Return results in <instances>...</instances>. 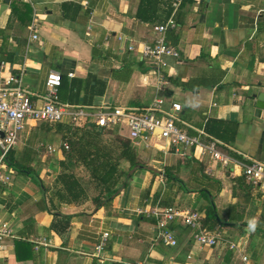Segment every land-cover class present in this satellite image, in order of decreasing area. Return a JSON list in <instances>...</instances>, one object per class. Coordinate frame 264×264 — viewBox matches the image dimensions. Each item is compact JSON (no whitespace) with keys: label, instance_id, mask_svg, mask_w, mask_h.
I'll return each mask as SVG.
<instances>
[{"label":"crops","instance_id":"obj_1","mask_svg":"<svg viewBox=\"0 0 264 264\" xmlns=\"http://www.w3.org/2000/svg\"><path fill=\"white\" fill-rule=\"evenodd\" d=\"M140 1L0 0L3 76H19L31 93L43 95L48 73L59 72L58 95L73 86L64 103L76 106L179 103L182 127L190 134L204 129L241 164L264 162V108L260 114L256 109L264 95V0H182L177 10L173 0H155L145 22L136 17ZM170 18L176 27L166 40L180 59L169 60L167 83L158 92L156 75L139 50L152 40L153 26ZM187 82L188 90L182 86ZM70 129L29 122L22 132L13 151L16 159L32 158L31 170L3 169L8 180L0 182V229L7 224L12 235L0 237V264H264V191L251 186L248 195H232L241 166L223 168L198 153L182 159L144 152L158 166L135 171L112 203L96 210L89 199H62L57 178ZM48 146L59 149L49 153ZM165 168H174L183 185L165 178ZM211 200L225 223L217 229L236 249L227 243L201 247L179 223L172 226L177 245L166 246L156 237L154 219L133 213L156 206L201 212ZM104 233L108 239L97 253ZM42 239L47 246L34 243Z\"/></svg>","mask_w":264,"mask_h":264},{"label":"built area","instance_id":"obj_2","mask_svg":"<svg viewBox=\"0 0 264 264\" xmlns=\"http://www.w3.org/2000/svg\"><path fill=\"white\" fill-rule=\"evenodd\" d=\"M181 1L173 0V10L178 9ZM34 27L35 25L32 26ZM175 27L173 18L154 25L152 40L140 45L139 53L142 61L149 64L156 75L158 92H163L167 83L165 71L169 66V60L180 59L179 51L169 45L166 40V33ZM36 38L37 35H32L33 40ZM129 50L134 51V46H129ZM4 69L5 64L0 61V182L8 180L3 173L7 155L17 147L28 123L36 122L67 124L71 129L95 127L105 131H115L129 140L138 152L155 151L182 159L194 153H198L199 157L208 155L212 161L223 168L230 163L241 166L242 176L246 182L264 191V162L248 159L247 163L241 164L233 160L224 150L226 148L224 144L204 129H194V132L190 134L182 127L186 124L181 119L182 106L179 103H166L162 99H156L146 108L115 106L105 102L98 105L76 106L59 99L58 91L62 81V75L59 72L50 71L46 77L45 93L35 95L23 86L19 76L12 74L3 76ZM69 76L72 75L69 74ZM61 146L65 151L69 149L67 142L62 143ZM58 149L53 146L46 147L49 153ZM133 213L154 219L156 237L166 246L177 245L172 226L179 223L190 230L192 239L201 247L214 248L219 244L227 243L229 249H236L234 244L227 242L219 229L209 231L204 228V213L199 211L174 206L163 208L156 206L137 208ZM10 235L12 232L7 224L2 225L0 237ZM107 239L108 233H104L95 247L97 253L104 249ZM34 243L39 246L48 245V242L43 239ZM243 260L245 261L246 258L244 257Z\"/></svg>","mask_w":264,"mask_h":264},{"label":"trees","instance_id":"obj_3","mask_svg":"<svg viewBox=\"0 0 264 264\" xmlns=\"http://www.w3.org/2000/svg\"><path fill=\"white\" fill-rule=\"evenodd\" d=\"M155 0H141L136 17L138 20L145 22L147 19L144 13L147 11H155ZM155 14V13H154ZM153 18H150L152 21ZM190 83H184L182 86L188 90ZM74 87L66 86V91L59 92L60 100L66 102L69 93ZM85 101V100H84ZM59 125V124H49ZM210 134H213L208 129ZM109 137H104V135ZM114 138H111L113 137ZM66 142L69 149L64 152L65 160L61 163L62 172L57 178V182L62 186L64 194L62 199L68 203H77L82 200L89 199L95 206V209L106 208L112 203L122 190H124L135 171L145 170L147 167L140 161L138 151L131 145L129 140L118 135L115 131H105L104 129H96L95 127H85L70 129L66 136ZM5 163L13 170L22 173H29L32 158L24 157L16 159L15 151H10L6 157ZM82 168L86 174L87 181L83 182L79 178L74 169ZM174 168H165L163 176L170 181L183 182L175 174ZM204 182H211L212 179L204 176ZM232 188L233 196L248 195L251 185L248 184L243 176L233 178ZM214 184L216 185L217 182ZM244 190V195L238 192ZM202 192L211 193L208 189H201ZM92 192V195H90ZM204 213L203 226L209 231H214L225 225L224 221L217 214V210L211 201L201 211ZM229 215V214H228ZM220 220H217V219ZM234 219H229L228 223H233ZM251 228H258L253 225Z\"/></svg>","mask_w":264,"mask_h":264},{"label":"rangeland","instance_id":"obj_4","mask_svg":"<svg viewBox=\"0 0 264 264\" xmlns=\"http://www.w3.org/2000/svg\"><path fill=\"white\" fill-rule=\"evenodd\" d=\"M104 137H109L110 138V136H108L107 134L106 135H104ZM111 138H114V136L113 137H111ZM149 155H152V153H150ZM149 155H147V154H145L144 152H140V153H138V157H139V159H140V161L144 164V165H150V166H153L154 165V167H156V166H158V164L157 163H154V162H151L149 159H148V156ZM157 159V158H156ZM74 172L76 173V175L79 177V178H82V180H83V182L84 183H86V179H87V177H86V174H85V172H84V170L82 169V168H76V169H74ZM90 195H92V192H90Z\"/></svg>","mask_w":264,"mask_h":264},{"label":"water","instance_id":"obj_5","mask_svg":"<svg viewBox=\"0 0 264 264\" xmlns=\"http://www.w3.org/2000/svg\"><path fill=\"white\" fill-rule=\"evenodd\" d=\"M264 100V95H259L257 98V103H256V109H257V114H260V110H262L264 108V104L262 103ZM2 136V134H1ZM219 220V219H218Z\"/></svg>","mask_w":264,"mask_h":264}]
</instances>
